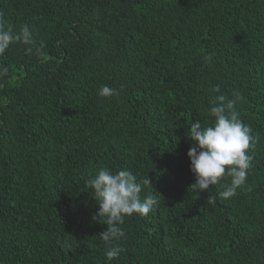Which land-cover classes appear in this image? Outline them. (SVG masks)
Wrapping results in <instances>:
<instances>
[{
    "label": "trees",
    "instance_id": "1",
    "mask_svg": "<svg viewBox=\"0 0 264 264\" xmlns=\"http://www.w3.org/2000/svg\"><path fill=\"white\" fill-rule=\"evenodd\" d=\"M0 17L35 40L0 56V264H264V0H0ZM233 93L246 182L192 192L190 125ZM103 167L157 200L111 261L87 184Z\"/></svg>",
    "mask_w": 264,
    "mask_h": 264
},
{
    "label": "clouds",
    "instance_id": "2",
    "mask_svg": "<svg viewBox=\"0 0 264 264\" xmlns=\"http://www.w3.org/2000/svg\"><path fill=\"white\" fill-rule=\"evenodd\" d=\"M26 46L28 54H33L35 40L28 25H23L19 31L6 26L0 17V56H3L13 44ZM37 55L41 53L37 52ZM8 72L0 65V76ZM220 92L219 86L215 89ZM104 98L118 97L120 91L109 86H102L98 93ZM241 100L239 93H233L232 98L220 94L209 107L214 118L212 124L202 126L200 121H193L187 138L192 142L187 156L190 160V171L195 177L191 185L192 192H205L211 186L219 184L225 177H230V184L220 193L223 198L236 194V189L245 184L248 170L251 168L252 157L248 154L253 147L254 137L251 128L240 119L236 105ZM93 190L98 211L93 221L104 218L106 231L100 234L105 242V255L108 260L117 258L124 250L115 242L124 238L125 233L120 227L126 216L139 215L146 217L157 200L154 197L141 198L145 185L151 184L148 178L139 180L129 170L113 171L107 167L100 168L96 175L87 181Z\"/></svg>",
    "mask_w": 264,
    "mask_h": 264
}]
</instances>
